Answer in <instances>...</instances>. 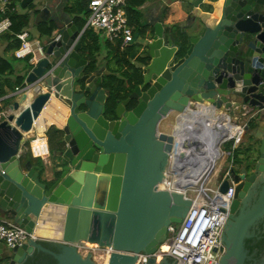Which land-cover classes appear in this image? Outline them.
<instances>
[{"label":"water","instance_id":"1","mask_svg":"<svg viewBox=\"0 0 264 264\" xmlns=\"http://www.w3.org/2000/svg\"><path fill=\"white\" fill-rule=\"evenodd\" d=\"M20 1L31 28L54 21L60 39L44 38L45 57L28 72L24 91L7 97L11 103L0 121V215L32 235L48 213L63 221L57 240L29 239L13 250L0 241V263L24 264L43 252L56 264H175L176 255L189 253L180 248V238L167 242L165 255H138L156 254L168 239V227L187 216L192 201L160 185L172 153L178 151L183 160L190 149H200L201 143L180 137L177 126L206 110L211 120L226 117L235 133L246 120L256 122L258 131L263 128L247 168L232 169L220 188L226 193L231 181L238 184L230 201L233 214L249 202L252 188H261L258 204L235 223L228 221L222 236L221 264H246L249 228L264 219V0H189L194 20L186 44L161 22L144 35L136 33L133 44L142 45L137 58L148 55L150 62L142 67V84L117 103V120L107 117L109 94L102 77L82 56L81 30L70 22L60 26L49 0ZM53 99L67 114L61 126L51 125L61 132L63 147L53 151L52 177L44 179L41 167L23 161V148ZM173 114L176 128L161 131ZM222 179L219 173L218 182ZM82 243L113 251L75 246Z\"/></svg>","mask_w":264,"mask_h":264},{"label":"built area","instance_id":"2","mask_svg":"<svg viewBox=\"0 0 264 264\" xmlns=\"http://www.w3.org/2000/svg\"><path fill=\"white\" fill-rule=\"evenodd\" d=\"M15 1L17 0H0V37L11 30L12 21L7 14ZM127 2L128 0H91L86 24L80 37L82 38L85 31L88 30L96 34L103 32L109 42L116 45L120 44L122 50L131 46L134 42L135 31L129 25L126 11ZM18 37L22 41V45L15 51L14 56L17 59H24L31 55L30 63L36 66L45 57L43 47L39 45V42L36 43L37 46L35 47L30 42V34L26 31ZM56 39L59 40L60 35ZM37 53L38 57L36 56ZM23 91L24 88H17L14 94H21ZM5 115L6 112L0 113V121L5 118ZM246 125L241 123L236 126L237 133L227 137L220 145L218 158L207 157L203 150L200 152L196 150L198 155L190 156L188 154V157L183 160L177 157L178 151L170 155L164 180L166 185L162 190L178 192L191 200L192 205L183 223L171 224L168 227V239L156 254L141 253L138 258H155L165 255L168 253L167 242L180 238V248L189 251V253L176 255L175 264H221V259L225 254L222 236L230 216V201L234 202L235 200L236 183L231 181L228 191L226 193L221 192V184L224 180L229 179L233 162L228 166H224L223 170H219V165L223 156L226 155V152H223L224 144L233 143L231 151L227 153V156L232 157L233 151L247 136ZM225 127L226 124L224 123L220 127L214 128L212 130L214 134L212 135L225 130ZM39 140L40 137L37 133L30 141L31 151L34 158L46 161V158L50 156L49 145L46 142L43 151H40L34 145ZM194 172H198L197 174L203 173V179L202 182L199 181L198 188H194L190 184L189 179L194 176ZM219 173L223 174V179L220 182L217 180ZM180 176L184 178L185 186L179 182L178 177ZM212 180H214V183L210 185ZM29 239H36V236L20 228L11 219L0 220V241L9 250L22 246ZM93 245L95 244L90 246L87 243H82L75 246L89 250L107 251L110 254L113 251L112 248H101L98 245Z\"/></svg>","mask_w":264,"mask_h":264},{"label":"trees","instance_id":"3","mask_svg":"<svg viewBox=\"0 0 264 264\" xmlns=\"http://www.w3.org/2000/svg\"><path fill=\"white\" fill-rule=\"evenodd\" d=\"M151 0H128L127 2V15L129 19V25L134 29L135 34L139 33L144 35L146 30L150 27L147 23L143 22V13L141 8ZM91 0H73L70 6L67 7V11L76 16V23L80 30H83L86 24L88 16V9ZM18 8L17 1L11 5L7 16L12 21V27L9 32L1 37H4L8 42L5 52L18 50L22 41L19 39V35L23 33L29 27L30 16L27 10L20 12L16 10ZM31 6L30 9H33ZM29 9V10H30ZM36 30L40 34V37H55L58 35V28L54 21L43 23L36 27ZM184 42L187 41L186 34L181 35ZM83 49L82 56L90 62V69L94 71L98 68V58L101 55L102 49L98 46V35L91 30L85 31L83 37ZM186 44V42H185ZM135 45L129 46L133 49ZM112 51L113 59H109L115 62L116 68L108 67V72L105 73L102 79V87L108 92L109 99L107 102V117L111 120L116 119L115 108L119 101H123L133 92V90L142 84L143 82V70L142 67L150 62L148 55H140L138 58L136 53H131L130 56L126 53H122L120 44L114 47ZM188 47H183L182 53H186ZM147 54V53H146ZM32 56H28L23 60L17 59L15 56L0 57V99L9 96L11 93H15L17 88L23 89L25 86L26 75L34 67L31 63ZM135 60V61H134ZM18 62L25 63L23 74L21 70L17 68ZM254 126V125H253ZM57 132H59L57 130ZM233 143H226L225 148L231 151ZM253 148L249 149H235L233 155L235 158L240 159L242 153L247 156V160L250 157ZM54 151V150H53ZM234 160V159H232ZM238 161V160H237ZM236 161V162H237ZM235 162V160H234ZM43 245L54 252H59V248L51 242H42ZM55 258L49 254L43 252H36L25 264H56Z\"/></svg>","mask_w":264,"mask_h":264},{"label":"crops","instance_id":"4","mask_svg":"<svg viewBox=\"0 0 264 264\" xmlns=\"http://www.w3.org/2000/svg\"><path fill=\"white\" fill-rule=\"evenodd\" d=\"M18 1H20V0H18ZM221 1H223V0H221ZM72 2H73V0H49L48 6L51 8L53 13H55L56 17H59L58 21H59L60 26L63 23L70 22V23H73L80 30V28L78 27V25L76 23V16L72 15L71 13H69L67 11V7L70 6ZM204 8H205V6H202V9H204ZM16 10H18V8ZM141 11L143 13V22L147 23L150 26L149 28H152V25L154 23L161 22L166 29H172L179 36L189 32L190 25L192 24V21L194 20V16H193L194 8L189 3V0H151V1L147 2L141 8ZM182 29H186V32L182 33ZM25 31L30 34V42H32L35 47L37 46V44H36L37 42H39V45L41 47H43V40L45 37H43V38L40 37V34L36 30V27L31 28L29 26L28 29ZM59 33L60 32H58V35H59ZM187 35H188V33L186 34V36ZM7 44H8V42L6 41V39L4 37H0V57L14 56V53L16 50L11 51L10 53L5 52ZM132 45H138L139 46V48L136 51V55H135V56H137L139 53L138 51L142 48V45L138 42L134 43ZM36 56L38 57V53L36 54ZM98 59H99L98 60V62H99L98 68L96 70H94L93 72L96 73L97 76L102 77V79H103V76L105 75V73L108 72L109 65L111 68H116L117 66H116L115 62L112 60H107L104 58H102V60H101V58H98ZM19 60H23V59H19ZM24 66H25V64L23 65L22 63L19 65L17 64V68L21 70L22 74H23ZM26 77H27V75H26ZM13 94L14 93H11V94H9V96L13 95ZM7 97L8 96L0 99V113L5 112L6 111L5 107L6 106L8 107L9 106L8 104L11 103L10 99H8ZM5 98H7V99H5ZM200 112L201 113L197 114V116H198L197 118H199V119L193 120V122L195 124H192L191 121H189L188 123H180L181 127L178 126V134L180 136L183 135L182 137L190 138V139L195 141V137H196L197 133L202 132V134L204 133L205 136H208L209 133L207 131L209 130V127H210V129L213 127L214 128L216 127L217 119H212V120L209 119L208 118V112L206 110H201ZM247 121L248 120L244 121L245 125L248 124L249 121L248 122ZM225 123H227V125L229 124L227 121H225ZM249 124L251 126V129L249 132H247V136H245L243 138L240 145L237 147V149H239V150L241 148H243V150H245L251 144H252L251 148L254 149V147H255V144H254L255 136H258V135H260V132H263L262 131L263 128L260 131L255 129V128H257L256 122H249ZM186 126H187V128H186ZM226 128L228 129L229 127H226ZM47 129L48 130L54 129L55 131L58 130L55 126L48 127ZM253 129H255V131H253ZM46 130L43 132V137L45 138V140L47 141V143L49 145V141H48V137H47L48 130L47 131ZM219 132H217V133H219ZM165 133H168V132H165ZM36 135H37V126L34 127V129L30 133H27L26 140L33 137V136H36ZM211 136L219 137V135L217 136V134L211 135ZM211 136H209V138ZM59 138H60V136L58 135L57 141H55V143L52 146L49 145L50 156H49V159L46 158L47 161L43 160L44 164L39 163V162H35V161L31 160L30 158H27V149H25V147L23 148V151H25V153H26L24 162L31 161L35 166L41 167V176L44 179H50L52 177V168H53L52 164L53 163L51 164V162H53V160H52L53 159L52 158L53 157L52 156L53 150H57V149L59 150L63 147V143L60 142ZM209 138H205V140L200 142L201 143L200 147H203L202 144L207 143ZM25 145H26V143H25ZM193 146H195V145H193ZM224 150L226 152V155L223 156V158L220 162L219 170L221 169V167L223 168L224 166H226L227 162L229 161L227 153L230 151L228 149H226L225 147H224ZM219 154H220V151L219 150L216 151V155L219 156ZM246 160H247V156L244 153H242V155L240 156V159L238 161L239 162L238 165H240L243 161H244V164H246V162H250L251 157H249V159L247 161ZM48 164L50 167L48 166ZM201 180H202V178H201ZM183 186H185V184H183ZM2 219H10V218L9 217H2L0 215V220H2ZM52 219L55 220L56 222L53 221ZM62 221H63L62 215L53 216V217H50L49 213H48V215H44L43 218L41 219L39 225H38V228L35 231L36 238L44 239V240H46V239L57 240L61 234ZM49 227L54 232V235H55L54 238L42 237L40 235L42 233L41 231L45 230Z\"/></svg>","mask_w":264,"mask_h":264},{"label":"bare ground","instance_id":"5","mask_svg":"<svg viewBox=\"0 0 264 264\" xmlns=\"http://www.w3.org/2000/svg\"><path fill=\"white\" fill-rule=\"evenodd\" d=\"M199 113H201V112L198 111L197 114H199ZM66 114H67V110L58 101H56V100L53 99L48 104V106L44 109V111L42 112V114L40 115V117L38 118V120L35 122V124L37 126V132H38V135L40 137V140L38 142H35L34 143V145L36 146V148H39L40 151H43V148L45 146V143L47 142L45 140V138L42 139L43 132L49 126H51L52 124L61 126L65 122ZM197 114H195V115L197 116ZM197 117H196V119H199ZM169 121H170V119H169ZM190 121L192 122V124H195L193 122V119H191ZM225 121L228 122V119L226 117H224L222 120H217L216 126L217 125L218 126L221 125L222 122L224 124ZM188 122H185V123H188ZM225 124H226V127H229L228 128V131L226 132L227 134H224L225 133L224 131L226 129L225 130H221L219 133H217V136L219 135V137L211 136L212 134H210V133L214 129V127L211 128V129L209 127V130L207 129L208 130L207 132L210 134L211 137L209 138V140L207 141V143L202 144L203 147H200V149H199V150H203V153H205L207 155V157L210 156L211 158H218L219 156L216 155V151L219 150L218 145L222 142L223 139H225V138H227V137H229V136H231V135H233L235 133V130L233 128H231L229 125H227V123H225ZM164 126H165V124H164ZM179 126L181 127V124H179ZM186 128H187V126H186ZM190 150L191 151H188V153H189L190 156H192V155H198V153L196 152L197 149H194L193 148V149H190ZM47 158H49V157H47ZM196 173L197 172H194L193 174L195 175ZM200 176H202V175H200ZM178 178H179V182L181 184H184V182H185L184 178H181V176L178 177ZM189 180L192 181L191 184L194 186V188H198L199 187V185H200L199 184V181L202 182V180H200L196 176L191 177ZM165 185L166 184L163 182L160 185V188L163 189ZM41 232L42 233L40 235L42 237H45V238H54V236H55L53 230L50 227L47 228V229H45V230H42ZM87 244L90 245V246L92 245L91 243H87ZM93 246H97V245H93ZM163 248H166V247H163Z\"/></svg>","mask_w":264,"mask_h":264},{"label":"flooded vegetation","instance_id":"6","mask_svg":"<svg viewBox=\"0 0 264 264\" xmlns=\"http://www.w3.org/2000/svg\"><path fill=\"white\" fill-rule=\"evenodd\" d=\"M113 120H117V119H113ZM232 162H233L232 169H236L238 173L241 171L242 168H247L246 166L250 163V162H246V164H244V161H243L240 165H238L239 163L238 161L234 162V160H232ZM250 170L251 169H249V171ZM250 172L252 174V170ZM197 173L194 176H196L197 178L201 180L202 177L200 175H202L203 173L201 174H197ZM237 186L238 184L236 183V188ZM260 191H261V188L259 187L256 188L255 190L254 188H252L249 202H247L246 205L244 203L241 204L235 214H233L232 211H230V216L228 220L230 224L235 223L236 222L235 219L238 218L242 214V212L245 214V212H247L248 210H252L253 207L258 204ZM249 235L250 237L245 240V248L248 252V259L246 261V264H264V219H260L259 221L255 223V225L249 228ZM29 259L30 258H28V260ZM0 264H8V262L6 263L1 262Z\"/></svg>","mask_w":264,"mask_h":264},{"label":"rangeland","instance_id":"7","mask_svg":"<svg viewBox=\"0 0 264 264\" xmlns=\"http://www.w3.org/2000/svg\"><path fill=\"white\" fill-rule=\"evenodd\" d=\"M17 6H18V10L20 11V12H22V11H24L22 8H21V1H18L17 0ZM87 17V16H86ZM98 35V40H99V47L102 49V53H101V55L99 56V58H101V60H102V58H104V59H107V60H109V59H113V54H112V51H114V47H116V44H112L111 42H109V40H108V38H107V36H106V34H104L103 32L102 33H98L97 34ZM118 45V44H117ZM139 48V46L138 45H135L134 47H133V49H130L129 47H127V48H125V49H120L119 51L120 52H122V53H126V54H128V56H130V54L131 53H136V51H137V49ZM139 53H140V50L138 51ZM138 53V54H139ZM25 64V63H23V62H18V65L19 64ZM10 104V103H9ZM8 104V105H9ZM7 109H8V107L6 106L5 107V110L7 111ZM5 111V112H6ZM169 119H170V121H169ZM169 119H167V120H165L163 123H162V125H161V131H163V132H168V133H172L173 132V130H174V128H176V114H173V115H171V117L169 118ZM174 120V121H173ZM164 124H165V126H164ZM178 127V126H177ZM192 133V132H191ZM200 133H202V132H200ZM193 134V133H192ZM58 135L60 136V138H59V140H60V142H63V137H62V134H61V132H57V130L55 131L54 129H52V130H48V133H47V137H48V141H49V145L50 146H52L54 143H55V141H57V139H58ZM179 135V134H178ZM194 135V134H193ZM205 134L203 133V135H201V134H199V135H197L196 134V137H195V141H197V143L199 142H202L203 140H205V136H204ZM183 136V135H182ZM182 136H180V137H182ZM34 137V136H33ZM33 137H31V138H29V139H27L26 140V145H25V149H27V158H30L31 160H33V161H35V162H39V163H43V159H40V158H34V156H33V154H32V151H31V146H30V141H31V139L33 138ZM225 145V144H224ZM251 146H252V144L251 145H249V147L248 148H246V149H249V148H251ZM223 147V146H222ZM241 149H243V148H241ZM223 152H225L224 150H223ZM232 157H229L228 156V159H229V161L227 162V164H226V166H228L231 162H232V159H234L235 161H239V159H237V158H235L234 157V155L232 154L231 155ZM254 156H256V155H254ZM49 159V158H48ZM51 160V159H50ZM53 161H54V159H52ZM24 161V160H23ZM47 161V160H46ZM51 163H53V162H51ZM44 164V163H43ZM51 165V164H50ZM53 165V164H52ZM48 166H49V164H48ZM50 167V166H49ZM221 170H223V168L221 167ZM53 173V172H52ZM202 177V176H201ZM213 183H214V180H212L211 182H210V185H213ZM90 247V246H89ZM88 247V248H89ZM100 251V250H99ZM102 252H107V251H102Z\"/></svg>","mask_w":264,"mask_h":264}]
</instances>
